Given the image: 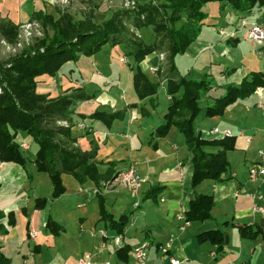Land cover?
<instances>
[{
    "label": "crops",
    "instance_id": "crops-1",
    "mask_svg": "<svg viewBox=\"0 0 264 264\" xmlns=\"http://www.w3.org/2000/svg\"><path fill=\"white\" fill-rule=\"evenodd\" d=\"M52 3V0H0V24L9 23L17 28L20 24L32 20L34 14L39 12L56 16L51 12ZM98 6L100 11L103 5L98 3ZM227 11L228 8H225L224 13ZM255 11L257 12L253 17L255 23L264 27V10ZM228 14L236 16L231 11ZM205 26L208 29H205ZM219 27L221 23L216 26L204 21L196 41L183 55H177L174 59L176 63L178 57L180 62L186 57L200 72L196 74L193 72L194 68L189 67L187 74H181L175 64L176 70L173 76L188 75L191 80L210 82L209 93L198 101L199 110L196 115L200 114L201 105L207 112V106L212 105L214 98L224 95L227 87H238L242 81L250 79L251 73L264 70V64L256 63L254 66L248 64L251 60L249 52H254L257 59L264 60V47L248 41L246 31L241 34L243 40H240L237 34L234 35V39L219 34L218 36L216 33ZM224 29L226 34L235 32L227 27ZM152 40L153 37L147 41ZM116 47L122 51L119 63L125 57L124 65H129L126 74H123L125 86L118 76L114 79L108 77V70H105L107 79L104 83L107 94L98 93L99 86L91 83L94 77L101 76L99 60L104 56L103 51L107 45L91 57H80L76 63L67 64L63 73L56 77L57 81L59 79L71 82L67 87L72 84L70 88L77 91L69 126L72 143L82 152L94 154L99 172L103 175L107 172V182H99L96 185L86 181L74 193L75 204L73 203L72 206L84 211L80 214L84 216L78 218L77 226L75 223L70 226L73 228L71 230L63 223L64 216H62L68 214L63 200L66 196L69 197L66 190L56 201H48L49 196L46 192H52V187L47 174L38 173L32 163L26 164L24 168L17 164L0 162L2 198L0 199V239L3 240L0 243L1 252L5 255V242H15L18 245L21 238L26 236L28 240L25 248L31 255L32 261L29 263L24 256L23 264H78L79 259L84 256L90 263L92 261L91 264H110V258L113 259L114 264H135L132 250L146 241L150 244L147 264H169L170 257L186 261L187 264H264V213L253 211V202L246 196V194H261L264 189L263 185L249 182L247 179L248 167L259 160L258 151L256 161H246L247 154H242L246 164V167L243 165L244 180L237 177L234 170L229 167L226 179L223 178L224 176L222 181L207 179L193 186L192 154L183 136L173 126H170L164 135H156V130L166 122L165 115L170 104V96L167 94L168 76L164 73L166 60L159 59L162 52L149 54L136 65L127 56L125 48L120 45ZM198 62H200L199 67H197ZM88 66L96 71L88 69ZM137 66L151 84L157 85L156 94L139 97L133 79ZM214 71L219 72L220 80L215 78ZM65 88L63 94L70 90L67 88L66 91ZM261 88V96L253 93L237 101L246 112H259L258 115L262 119L260 123L253 117L249 118L250 121L246 118L250 126L242 127L239 123L234 124V126L239 125L236 135L228 127L220 128L219 125H212L209 128L217 127L231 131L234 148L226 153L228 162V155L237 151L242 142L252 145L257 140L256 147L259 149L263 144L264 112L257 108L260 101L264 105V87ZM112 92H116L118 97L111 94ZM181 93L180 90L177 94ZM94 113L106 115L107 120L91 118ZM215 116L218 115L206 114V117ZM79 124H83L85 129H80ZM75 128L77 131L73 133ZM106 149L107 164L103 160L99 161L101 151ZM112 150L119 152L116 157L112 158ZM218 150L219 147L206 148L209 153ZM130 166L135 167L138 176L142 179L138 192L137 214L132 207L133 200L129 192L128 203H123L120 199L123 196L122 191L127 189L117 185H107L119 171ZM63 176L62 185H64ZM234 193H237V196H234ZM197 195L213 197L211 219L203 222L192 221L188 227L182 229L181 222L175 218V215L180 207H188ZM229 198L232 200L231 207L219 210L217 205L228 202ZM37 199L40 200L38 209L35 206ZM46 203L49 204L50 210L46 211ZM256 204L264 210V199L257 200ZM100 205L105 207L114 220L127 214L128 211V224L122 235L117 234L104 223ZM146 205L145 214L140 218L141 209ZM55 206L56 208L52 209ZM48 220L59 226L57 235H53L46 228ZM86 225H89V228L86 229ZM243 227L246 229L241 235L240 230ZM44 229L45 232L41 233L44 238L41 241L38 237L40 231ZM216 229L220 230L224 237L227 236V244L224 238L223 247L219 251L208 241L199 239L203 233ZM251 230L260 232L252 234ZM99 232H103L107 238H102ZM33 233L35 236H32ZM169 239H172L169 252L162 256L158 247ZM21 243H24V240ZM124 246L130 248L126 262L116 254ZM101 254H106L108 260L106 257L101 262L99 260Z\"/></svg>",
    "mask_w": 264,
    "mask_h": 264
},
{
    "label": "trees",
    "instance_id": "trees-1",
    "mask_svg": "<svg viewBox=\"0 0 264 264\" xmlns=\"http://www.w3.org/2000/svg\"><path fill=\"white\" fill-rule=\"evenodd\" d=\"M153 1L115 13L114 26H110L114 31L107 25L109 22L106 18L97 19L94 16L95 12H99V7L96 10L90 8L87 15L82 17V21L75 20L66 12H58L59 16L56 19L45 13L34 14L33 19L41 23L43 37L38 38L32 48L28 47L29 49L21 54L15 55L10 63L3 65L6 74L14 72L17 78L10 79V83L5 82L4 90L9 93L4 92L0 95V162L13 163L25 168V157L20 149L22 141L20 138L25 135L24 140L30 139L36 146L32 163L38 173L48 175L53 199L59 198L65 192L61 179L63 174L72 175L79 183L92 181L96 185L99 184L102 177L107 176V172L104 175L99 172L94 154L78 149L64 153L62 157L58 153L56 135H63L72 142L69 129L54 126L58 120L71 121L73 113L69 112L68 108L71 106L72 98L66 94L49 97L39 93L37 90L40 80L43 77L49 79L57 77L63 73L67 64L76 63L80 57H91L105 45L111 48L120 45L125 48L127 56L137 65L147 55L163 50L164 44L159 36L162 33L161 38L169 39L165 55L167 62L165 72L168 76L167 94L170 96V104L165 115L166 122L156 130V135H164L168 128L173 126L183 136L192 154L193 186L207 179L222 181L227 176L230 165L226 153L233 150V139L216 142L201 139L193 134V121L199 110L198 101L201 98L199 96H206L209 93L210 82L173 76L176 70L174 59L177 55H183L199 37L207 18L204 9L208 3H220L221 11L230 7L234 15L246 19L253 9L264 10V0H175L182 5L170 3L169 6L157 8L151 6ZM160 9L162 17L158 16ZM129 26L139 31L147 30L153 40L148 42L149 39H143L141 36L132 42L117 39V33L124 32L123 29H128ZM16 34L17 28L12 24H0V35L6 40L13 42ZM41 49L43 51H39ZM73 49L75 51L80 49L81 52L73 54ZM7 66L10 68H5ZM3 75L4 72L0 74L1 77ZM133 79L139 97L156 94L157 85L151 84L138 66ZM2 82L0 78V84ZM258 87H264V70L251 73L250 79L242 81L238 87H227L224 95L214 98L212 105L207 106L206 114L222 115L228 106L247 98ZM180 90L182 93L178 95ZM91 118L107 120V116L100 113L92 114ZM209 147H219L220 151L209 153L206 151ZM56 163L59 165L57 169L54 166ZM39 201L36 200L37 209ZM213 207L212 196L197 195L186 207V220L190 223L211 219L210 212ZM100 209L104 223L122 235L128 224V213L114 220L103 205H100ZM58 227L51 220L46 222V228L53 235H57ZM245 229L241 228V235ZM251 232L258 234L260 231ZM199 239L216 246L217 251L221 250L224 244V234L218 229L203 233ZM129 252L130 248L124 246L116 254L126 262ZM9 261L0 250V264H9Z\"/></svg>",
    "mask_w": 264,
    "mask_h": 264
},
{
    "label": "rangeland",
    "instance_id": "rangeland-1",
    "mask_svg": "<svg viewBox=\"0 0 264 264\" xmlns=\"http://www.w3.org/2000/svg\"><path fill=\"white\" fill-rule=\"evenodd\" d=\"M52 9L53 11L52 14H56V16H53L54 19H56L59 15L58 12H66L68 14H71V16L74 17L75 20L78 21H82V17L84 15H87V12L90 10V8L92 9H97L98 3L99 5H103L100 7V13L98 12V14L103 15V18H106L109 22L107 25L110 26H114V15L115 13H117L118 11L124 9L123 6H125V4L128 1L131 0H52ZM135 3V8H137L138 4H148L151 2V0H133ZM225 2V1H224ZM170 3H176V4H180L181 2L175 1V0H154L152 5L153 8H157V7H164V6H169ZM182 5V4H180ZM221 6L220 3L218 2H211L208 3L207 6L205 7V13L207 14V18H206V23L208 24H213L218 26V23H221V27L217 28V30H219L220 28H228L229 30H234L235 33L237 35H239V39L243 40V35H241L242 33H245V31L247 32L246 28H241V18L240 17H236L233 15H229L228 13H230L231 8L228 7L227 12L224 13V10L221 11V9H219ZM256 9H253L252 12L250 13V15L245 19L249 24L251 23H255V20L253 17H255L257 15V12L255 11ZM169 12V11H167ZM158 16L162 17L163 13H162V9H160V11L158 12ZM218 18V19H217ZM26 23H30L33 26H35L42 34V26L41 23L36 20L35 18L32 20H29L23 24H20L19 26H17V34L16 37L14 39H12L13 42H10L8 40H6L5 38H3L0 35V74H2L3 72L5 73V75H3V77L0 76V78H2L3 82L0 84V95L3 94L4 92L9 93L7 90L5 89V82H9L10 79H15L17 78V75L13 72H9L8 74H6L5 71H3L4 67L3 65L10 63V61L12 59H14V56L17 54H21L23 51H25L26 49H29L28 47L32 48L33 45L36 43V40L38 38H42V37H36L35 33H33V35L31 37H29V40L24 41L21 38V31H22V27L24 24ZM146 24V23H145ZM110 27L113 30V28ZM205 29H208L207 26H205ZM211 29V27L209 28ZM124 32H119L117 30L118 37L117 39H121L122 41L126 40V41H136V37L139 36V32H140V36L143 39H152V35L147 31V30H135L133 28H131V26H129L128 29H123ZM161 34H159L160 36V40H162L163 42V50H161L162 55H159V59L163 60V58H165L166 53V49L168 48V43H169V39L166 38H161ZM218 35V32L216 33ZM219 36V35H218ZM224 37V36H222ZM232 38V37H230ZM234 39V38H233ZM120 40V41H121ZM39 51H43L42 49ZM77 52H81L80 49H77V51H75L74 49L72 50L73 54H77ZM103 57L100 58L99 60V68L102 70L101 76L100 77H94L95 79L91 82L93 84H95V86H99V90L98 93L103 94L106 93L107 94V87L104 86V83L107 79V73H105V70L109 71V76L108 77H112L113 79L115 77H119V79L121 80V83L123 81V85L125 86L126 81L124 80V75L127 72V69L129 67V65H124L125 63L120 62L119 63V59L122 57V51L120 48H117L116 46L111 48L110 46L107 45V48L103 51ZM250 53V57L251 60H249L248 64L250 65H255L256 63H260V64H264V60L261 59H257L256 55L254 52H249ZM32 55H34V53H31ZM72 54V56H73ZM125 58V57H124ZM126 59V58H125ZM176 67L177 69L180 71V73L182 74H187L188 72V68L193 67L192 63L189 61V59H187L186 57H183V59H181L182 61L180 62V58L178 57L176 59ZM225 60V59H224ZM223 60V61H224ZM200 62H198L197 67H199ZM72 65V64H70ZM133 66V65H132ZM130 66V67H132ZM167 67V62L165 63V70ZM5 68H10L9 66L5 67ZM88 69L92 70V71H96L95 69H91L89 66L87 67ZM249 68V67H248ZM250 69V68H249ZM14 71V70H13ZM193 72L196 74L199 73L200 71L197 68H194ZM76 71H75V75H76ZM164 73L166 74V72L164 71ZM89 76L90 73L88 72ZM214 76L217 80H220V76H219V72L218 71H214ZM181 76V75H180ZM187 76V77H186ZM182 77H186L187 79H189L190 77H188V75L182 76ZM5 83V84H4ZM10 83V82H9ZM71 83V82H65V81H61L58 79H56V77L50 78L49 77H43L40 80L39 83V87H38V92L44 95H48L49 97H59L62 95H71L70 97L71 99V106L70 108H68L69 112L74 111V99H76L77 97V91L75 89L72 90V84L70 87H67V84ZM221 84V83H220ZM58 85V87H57ZM131 85H133V82L131 80ZM210 86V85H209ZM66 87V88H65ZM203 88H205V86H202ZM70 88L69 92L67 93H62L63 90ZM259 88V87H258ZM257 88V89H258ZM256 89V90H257ZM256 90L254 91V93L256 92ZM68 91V89L66 90ZM111 94L115 95L116 97H118L116 92H112ZM199 97H205V96H199ZM204 107H202L201 105V112L199 115H196L194 117V126H193V134L195 136H199L200 138L204 139V140H214L216 142L224 140V139H231V138H221V135H216V136H211L209 134V128L212 125H219L220 128L222 127H228L234 135L237 134V130L239 125L240 126H250L247 123V120H249L250 117H253L255 119L258 120V122L260 123V121L262 120L261 117L258 115L259 112L257 111H251V112H246L245 110H243L240 105H238L237 102L231 104L230 106H228L224 111L223 114L220 116H215V117H206V112L203 109ZM71 110V111H70ZM257 113V114H256ZM71 120H72V114H71ZM247 118V120H246ZM231 121H235L234 123ZM71 121L68 120H58L55 123V127L58 128H63V129H69ZM239 123L238 126H234V124ZM262 124V122H261ZM77 125V124H76ZM77 127V126H76ZM77 128L74 129L73 133H76ZM20 136V135H19ZM24 136H21V143L23 142L25 144H30V148L29 149H24L22 147H20L23 156L25 157V162L26 164L32 163L33 159L31 160V158L35 155L36 152V146L35 144H33V142L30 139H26V141L24 140ZM56 139L59 141H57L56 145L58 146V153L61 155V157L64 155V153H67L69 151H75L77 148L76 146L73 145V143L69 140L66 139V137H64L63 135H56ZM256 142L257 140H255L253 142L252 145L249 144H245L244 142L241 143L240 147L238 148L237 151H235L234 153H230L228 155V160H229V164H230V168L234 170V172L236 173L237 177H241L244 180V167H246V164L244 163V160L242 158V154L246 155V161H256V159H258L257 157V151L259 150V148H257L256 146ZM263 144L261 145L260 149L262 148ZM31 149V150H30ZM79 150V149H78ZM119 150V149H118ZM81 151V150H80ZM220 151V150H218ZM116 150H112V158L116 157L115 155H117L119 152ZM111 156V155H110ZM104 161L105 163L107 162V149L106 150H102L101 154L99 155V161ZM244 163V164H243ZM25 164V165H26ZM33 164V163H32ZM107 164V163H106ZM55 168L57 169L59 167V165L56 163L54 164ZM107 166V165H106ZM63 187L64 189L67 191L68 196H66L63 200H64V204H65V209L68 211V214H64L62 216L64 221L63 223L66 225V227L68 229H73L70 228V226L75 223V226H77L78 224V218L79 217H83L80 214L83 213L84 211L79 210V209H75V207H73L72 205L75 204V194L77 192V190L82 187L81 184L84 183H79L77 180L74 179V177L72 175H67V174H63ZM101 178V177H100ZM92 182V181H91ZM100 182H107V176H103L102 179L100 180ZM94 183V182H93ZM124 190V189H123ZM46 194H48L49 199L48 201H56V199H53L52 197V192L50 191L49 193L46 192ZM74 194V195H73ZM43 195V194H42ZM122 198H120L123 203L129 202V194L127 190L122 191ZM81 198V197H80ZM0 199L1 196H0ZM124 199V200H123ZM230 200L228 201L230 204H228L227 201H225L223 204H218L217 208L220 210H224L226 209V207H231L232 204V200L231 198H229ZM62 200V201H63ZM257 200H252L253 204L256 203ZM138 202H139V198H138ZM74 203V204H73ZM47 204V203H46ZM226 205V206H225ZM60 206V205H59ZM51 207V206H50ZM56 208L55 207H52ZM58 208V206H57ZM147 208V205L144 206L141 209V214H140V218H142V216L145 214V210ZM46 211L50 210L51 208H49V204L46 205L45 207ZM72 210V211H71ZM128 213V211H127ZM135 213L137 214L138 211L136 210ZM136 214L134 217H136ZM68 216V217H67ZM18 225H20V220H18ZM139 222L136 224V226L138 227ZM89 228V225H86V229ZM43 229V228H42ZM45 229L41 232L40 231V235L38 237V239H40L42 241V239L44 238V236L42 237L41 233H44ZM107 238V236H106ZM24 240V243H21V241ZM27 237L24 236L21 238L20 242L18 245H16L15 242H9V243H4V252H5V256L9 258V264H23V260H24V256L26 257V260L32 261V257L29 254V252H27L26 248H25V243L27 242ZM3 240L0 239V243ZM107 257L108 260V256H106V254H101L99 256V260L102 262L103 259H105ZM81 259H85L84 257H81ZM110 264H114V261L112 258H110ZM92 263V261H91Z\"/></svg>",
    "mask_w": 264,
    "mask_h": 264
},
{
    "label": "built area",
    "instance_id": "built-area-1",
    "mask_svg": "<svg viewBox=\"0 0 264 264\" xmlns=\"http://www.w3.org/2000/svg\"><path fill=\"white\" fill-rule=\"evenodd\" d=\"M135 6V3L133 0L128 1L125 6H123L124 9H130ZM22 27L21 31V38L24 41L29 40V37L35 33L36 37H42L41 32L32 24L26 23ZM241 28H246V39L256 46L264 47V27L258 23H251L249 24L245 18L241 19ZM218 34L220 36H224L226 38L234 37L236 34L235 32L233 34H226L224 28H220L218 30ZM121 62L126 63V59L122 58ZM262 88L259 87L255 94L258 96H261ZM257 108L263 110L264 112V105L261 103V101L257 104ZM80 129H85V126L83 124H79ZM209 134L211 136L221 135V138H232L233 135L230 130L228 129H219L217 127L211 128L209 130ZM20 147L24 149H29L30 146L28 144H25L24 142L20 145ZM258 157L259 160L257 163L251 164L247 169V179L249 182H257L264 187V140H263V146L261 149L258 150ZM142 184V179L138 176L136 169L134 166H130L129 168L119 171L113 180L111 182H108V186H121L128 190L133 203L132 207L134 210L139 207L138 202V192L140 190ZM234 196H237V193H234ZM248 198L251 200H261L264 199V189L261 194L254 195V194H246ZM253 211L264 213V210L260 208L256 203L253 204L252 207ZM186 207H180L175 215V218L181 222L182 229L189 226V222L186 220ZM100 236L102 238H105L106 235L103 232H99ZM32 236H35V233H33ZM172 242V239H169L165 244L160 245L158 247L160 253L162 256L168 254L170 249V244ZM150 248L149 242H142L140 245L136 246L132 250V257L135 264H147V257H148V251ZM169 264H187L186 261L179 260L173 257H170L168 259ZM78 264H91L89 259L85 257V259H79Z\"/></svg>",
    "mask_w": 264,
    "mask_h": 264
},
{
    "label": "water",
    "instance_id": "water-1",
    "mask_svg": "<svg viewBox=\"0 0 264 264\" xmlns=\"http://www.w3.org/2000/svg\"><path fill=\"white\" fill-rule=\"evenodd\" d=\"M94 16L97 18V19H102L103 18V15L101 14H98V13H94ZM225 238V244H227V236L224 237Z\"/></svg>",
    "mask_w": 264,
    "mask_h": 264
}]
</instances>
